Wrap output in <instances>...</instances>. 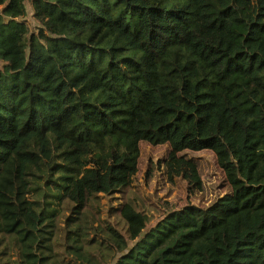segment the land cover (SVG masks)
Wrapping results in <instances>:
<instances>
[{
    "label": "trees",
    "instance_id": "16d2710c",
    "mask_svg": "<svg viewBox=\"0 0 264 264\" xmlns=\"http://www.w3.org/2000/svg\"><path fill=\"white\" fill-rule=\"evenodd\" d=\"M143 143L231 193L147 212ZM0 264H264V0H0Z\"/></svg>",
    "mask_w": 264,
    "mask_h": 264
},
{
    "label": "rangeland",
    "instance_id": "374dc122",
    "mask_svg": "<svg viewBox=\"0 0 264 264\" xmlns=\"http://www.w3.org/2000/svg\"><path fill=\"white\" fill-rule=\"evenodd\" d=\"M131 188L147 212L177 209H208L231 189L209 152L177 153L170 146H141L139 167L131 175Z\"/></svg>",
    "mask_w": 264,
    "mask_h": 264
}]
</instances>
